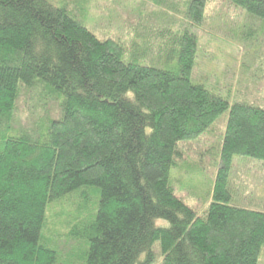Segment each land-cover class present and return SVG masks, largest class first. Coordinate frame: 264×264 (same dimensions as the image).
<instances>
[{
    "label": "trees",
    "instance_id": "obj_1",
    "mask_svg": "<svg viewBox=\"0 0 264 264\" xmlns=\"http://www.w3.org/2000/svg\"><path fill=\"white\" fill-rule=\"evenodd\" d=\"M150 1L181 14L177 0ZM207 1L188 0L191 24ZM230 1L264 19V0ZM85 20L71 3L0 0V264H154L157 242L162 264H262L264 212L231 204L230 176L235 156L264 162V108L192 82L198 38L184 26L170 71L126 61L124 46ZM226 113L199 214L171 171L179 144ZM74 196L76 219L97 201L80 229L63 225L71 213L50 217Z\"/></svg>",
    "mask_w": 264,
    "mask_h": 264
},
{
    "label": "rangeland",
    "instance_id": "obj_2",
    "mask_svg": "<svg viewBox=\"0 0 264 264\" xmlns=\"http://www.w3.org/2000/svg\"><path fill=\"white\" fill-rule=\"evenodd\" d=\"M53 1L71 3L77 7L85 15L87 27L99 39L120 42L125 48L126 61L164 70H178L173 38L184 26L198 38L192 82L221 94L231 104L241 101L264 108V19L252 15L230 0H208L205 18L200 24H191L182 13L187 8L188 0H177L181 10L178 15L171 14L168 9L150 0ZM166 20L168 22L164 23ZM150 31L157 35L150 38ZM227 117L228 113L222 115L201 139L179 144L183 155L171 171V180L177 190L199 214L212 200L219 169L221 137ZM230 188L233 206L264 212V162L235 156ZM77 203V197L74 196L51 205L50 217L60 216L56 220L61 224L65 220L62 214L71 213L63 225L68 229L69 225L71 228H82L88 221V212L96 208L97 201H89L80 219H76L78 212H74ZM157 224L168 225L164 220H158ZM154 250V264H162L159 242L155 244Z\"/></svg>",
    "mask_w": 264,
    "mask_h": 264
}]
</instances>
